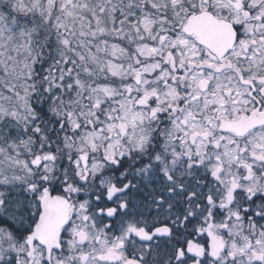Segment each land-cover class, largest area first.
Masks as SVG:
<instances>
[{
    "label": "snow or ice",
    "instance_id": "snow-or-ice-1",
    "mask_svg": "<svg viewBox=\"0 0 264 264\" xmlns=\"http://www.w3.org/2000/svg\"><path fill=\"white\" fill-rule=\"evenodd\" d=\"M0 264H264V0H0Z\"/></svg>",
    "mask_w": 264,
    "mask_h": 264
}]
</instances>
